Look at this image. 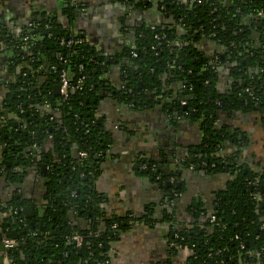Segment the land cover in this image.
Instances as JSON below:
<instances>
[{
    "label": "trees",
    "instance_id": "16d2710c",
    "mask_svg": "<svg viewBox=\"0 0 264 264\" xmlns=\"http://www.w3.org/2000/svg\"><path fill=\"white\" fill-rule=\"evenodd\" d=\"M114 1L159 15L132 31L122 28L124 45L114 55L122 73L116 85L104 77L107 63L95 48L56 19L37 14L31 22L34 31L23 26L22 36H34L35 41L28 48L33 53L29 58L21 52L24 44L6 27L0 29V41L13 62L8 83L0 78V169L2 181L13 186L0 209V244L3 238L12 239V232L20 242L2 255L8 264H117L114 244L119 235L134 226H155L150 207L141 215L109 214L95 188L110 143L98 108L108 99L131 112L156 108L167 128L176 129L181 119L196 126L201 136L196 146L174 143L167 155L161 150V161H136L144 167L141 173L165 193L161 221L169 223V257L163 264H174L184 250L187 255L178 264H264V170L253 167L245 155L241 131L221 121L233 113L259 115L264 121V0H148L146 7L145 0ZM66 13L73 18L72 10ZM253 32L259 37L253 39ZM68 39L79 43L61 44ZM58 55L74 80L83 77L82 88L68 91L65 99L53 89L58 73L50 67L64 66ZM225 63L230 67L222 82L218 67ZM42 66L46 69L39 73ZM226 145L231 146L229 153ZM175 147L196 154L195 160L190 161L189 154L179 157ZM82 151L85 160L79 157ZM166 156L182 158L180 168L192 166L221 185L211 204L188 206L190 218L183 226L173 219L175 206L169 201L184 189L176 187L174 173L159 169ZM40 163L48 167L42 175L43 210L29 219L22 209L30 200L22 190L17 193L24 172L17 168ZM170 178L174 184L166 187ZM71 234L83 236L80 248L66 239Z\"/></svg>",
    "mask_w": 264,
    "mask_h": 264
},
{
    "label": "crops",
    "instance_id": "0c3cea01",
    "mask_svg": "<svg viewBox=\"0 0 264 264\" xmlns=\"http://www.w3.org/2000/svg\"><path fill=\"white\" fill-rule=\"evenodd\" d=\"M68 10L73 11L72 19H69L66 13ZM145 13L146 16L140 13L143 21L149 22V17L156 19V13L152 11ZM37 14L56 19L63 28L84 38L100 57L107 60L104 77L117 84L119 73L111 58L124 44L122 28L132 26L137 18L129 9L125 14L127 23L123 25L121 19H124V14L118 2L114 0H0V28L8 27V24H5L7 19L12 18L22 24ZM1 64L4 62L0 58V76L2 78L4 75L9 76ZM98 116L102 119L103 131L110 139L95 182L96 190L104 199L103 209L109 214L121 216L126 212L141 215L144 214L146 207H150L153 212L151 218L157 220L153 228L138 225L121 233L114 244L116 248L114 261L117 264H163L169 257L167 253L169 223L161 221L165 193L151 176L141 173L142 166H138L136 161L138 158L161 161V150L167 155L168 148H173L174 143L179 147H192L193 144H199L201 136L192 125L179 130L167 128L163 113L156 108L138 114L104 99L99 104ZM222 119L230 129L241 131L246 138L245 155L252 159L253 167L258 168L259 165L258 169L264 170L263 118L259 115L234 113ZM230 147L225 146L226 153L230 152ZM163 160L164 165L159 166L161 172L174 173L176 181L184 189L178 196L179 202L172 214L173 219L179 222L178 225L183 226L189 222L190 217L185 211L188 206L199 203L204 207L211 204L214 192L221 185L219 181L210 180L205 174L199 176L193 170L178 168L177 158L166 156ZM18 169L24 172L20 181V191L22 190L30 200L34 207L33 212L34 210L39 212L43 195L42 175L36 172L37 169L33 165ZM0 179L1 202L9 196L13 186L2 181V177ZM186 255L187 250L179 252L173 259L174 264H178ZM1 257L2 264H8L7 258L4 255Z\"/></svg>",
    "mask_w": 264,
    "mask_h": 264
},
{
    "label": "flooded vegetation",
    "instance_id": "af4514ba",
    "mask_svg": "<svg viewBox=\"0 0 264 264\" xmlns=\"http://www.w3.org/2000/svg\"><path fill=\"white\" fill-rule=\"evenodd\" d=\"M83 2V1H82ZM144 7H146L147 6V4H148V0L146 1H144ZM120 8H121V11H122V14H124V19H121V24H123V25H126V18L127 17H125V14H126V11L129 9L133 14H134V16L135 17H137L136 18V20H135V22L132 24V26H129V27H127V29H126V27H125V29H123L124 30V32L125 31H127V32H129V31H132L133 30V27L134 26H138L140 23H142V19H141V16H140V13H144L143 15L144 16H146V13H145V11H142V8L141 7H139V6H137L136 7V5L135 4H133V5H131V6H128V7H126V8H124V7H122V6H120ZM146 11H148V10H146ZM118 13V12H117ZM121 12L119 11V13L118 14H120ZM121 14V15H122ZM127 14H129L130 15V13L129 12H127ZM157 14V13H156ZM39 16H41V15H39ZM123 16V15H122ZM157 16H159L158 14H157ZM156 16V17H157ZM37 17L38 16H34L33 18H31L30 19V21H28V22H26V23H22V24H19V21H15L14 19H12V18H10V19H7V20H5L6 21V23L5 24H8V27L6 26V28L8 29V31L10 30V32H12L13 33V35L15 36V39H17V40H19L18 39V36L21 34V32H23V30H22V28H23V26H28L29 28H30V32H32V31H34V25L31 23L33 20H35V19H37ZM149 17V16H148ZM148 17H145L146 19L148 18ZM155 17V18H156ZM157 19V18H156ZM155 19V20H156ZM149 21H154V19L152 18V19H150V17H149V19H148ZM4 24V25H5ZM122 25V26H123ZM124 27V26H123ZM3 28V27H2ZM2 28H0V29H2ZM2 32H1V30H0V40H1V38H2V34H1ZM24 33H26V32H24ZM259 34L260 33H258V32H253L252 34H251V37L253 38V39H255V38H258V36H259ZM27 41L26 42H22L23 44H24V46L22 47V51L21 52H24V53H26L27 55H26V57H30V53L31 54H33L32 52H30L29 50H28V48H30V47H32V46H34L33 44H35V41H34V36H31V35H27ZM124 40V39H123ZM62 45H65V44H62ZM122 45H124V44H122ZM7 45L6 44H4V43H2V41H0V49H1V53H2V56H0V58H1V60H2V62H4V64H1V66H3V67H5V70L7 71V72H9V69L11 68L10 67V65H11V63H12V65H13V62H10V52L8 53V51L6 52L5 50H6V47ZM121 48H122V46H121ZM120 48V49H121ZM204 50L206 51V47L204 46ZM115 54H117V52L115 53ZM114 54V55H115ZM114 55H113V57L111 58L114 62H117L116 61V59H114ZM23 58V57H22ZM106 60V59H105ZM22 61V60H21ZM107 61V60H106ZM219 63V62H218ZM115 65V67H116V70H117V72L119 73V77H120V75L122 74L121 73V71H120V66L119 65H117L116 66V63L114 64ZM24 66H25V64H24ZM230 67V65H227L226 63L225 64H221L218 68H219V70L220 71H222V78H221V81L222 82H225V81H227V71H228V69L227 68H229ZM42 68H45L46 69V66H42V67H40L39 68V73H41L42 72ZM9 74V73H8ZM28 74L30 75V74H32L31 72H28ZM6 80H5V83H8V81H9V79H7V76H3ZM0 78H2L1 76H0ZM118 87V86H117ZM103 94H104V96H108V94H107V92L106 91H104L103 92ZM0 102H2V96H0ZM146 110V109H145ZM145 110H141V111H136L138 114H142V112L143 111H145ZM21 112V111H20ZM2 113L4 114V116H6V111H5V109H3L2 110ZM165 114V113H164ZM234 114V113H233ZM232 115V114H231ZM15 120H17L18 121V119L16 118ZM166 120V119H165ZM223 120V119H222ZM221 120V121H222ZM178 126L177 127H175L176 128V130L178 129L179 130V128L181 129V128H186L185 126H191V125H184L183 124V122L181 121V119H179L178 120ZM192 126H194V125H192ZM195 128H196V126H194ZM201 139V138H200ZM196 145H198V144H193V146H196ZM34 147H35V145H34ZM184 147V146H183ZM181 148V147H180ZM195 147H193L192 148V152L195 150L194 149ZM36 152H38L39 150L35 147V149H34ZM177 152H178V154L177 155H180L179 157H182V158H184V157H187V154H189L188 152H183L181 149L179 150H177ZM178 157V156H177ZM182 158H180V159H182ZM195 158H196V154H189V160H191L192 159V161H194L195 160ZM180 159L178 158L177 159V162L176 163H179L180 162ZM42 165H44V169L42 168ZM36 167V169H37V171L36 172H38L39 174H41V175H44V173H45V171H47L48 170V167L45 165V164H43V163H40L38 166L36 165L35 166ZM192 166H190L189 167V169L190 170H193V167L191 168ZM18 168H21V167H18ZM17 168V170H19ZM3 167H1V169H0V178L2 177V174H3ZM42 171H44L43 173H42ZM157 180H158V178H156ZM170 179H172V182L170 181ZM170 179H168L167 180V182H169V184L170 185H172V184H174V179L173 178H170ZM0 181H1V179H0ZM166 182V183H167ZM176 183H177V181H176ZM18 194H20L21 193V191L20 190H18V192H17ZM173 196H174V198L173 199H170V201H169V203L172 205V206H177L178 205V202H179V199H178V196H179V194H173ZM9 197V196H8ZM8 197L7 198H5V199H3V200H1V202H0V209L2 208V207H4L5 206V203H6V201L8 200ZM104 201V200H103ZM29 204H31V203H29ZM28 204V205H29ZM169 204V205H170ZM27 205V206H28ZM171 205H170V208H171ZM26 207V206H25ZM24 207V208H25ZM24 208L22 209L23 211H24ZM43 208V205L41 204V209L39 210V212L41 213L42 212V209ZM25 213V212H24ZM37 212L34 210V212H33V216L31 217V218H29V219H32L33 217H34V215L36 214ZM26 216V215H25ZM174 217V216H173ZM22 223H23V221H21ZM25 223V222H24ZM23 223V224H24ZM31 224L34 226V224H33V222H31ZM25 225V224H24ZM16 235V234H15ZM43 238H46V236H47V233L46 234H42L41 235ZM1 237H2V233L0 232V239H1ZM20 245V242H18V244L16 243V246H19Z\"/></svg>",
    "mask_w": 264,
    "mask_h": 264
},
{
    "label": "built area",
    "instance_id": "2783aa9c",
    "mask_svg": "<svg viewBox=\"0 0 264 264\" xmlns=\"http://www.w3.org/2000/svg\"><path fill=\"white\" fill-rule=\"evenodd\" d=\"M202 0H196L193 2H201ZM216 1H220V0H216ZM23 32H21V34L18 36V39L21 42H26L27 41V35H23ZM77 34L74 33V37ZM78 44L79 40L73 41L72 39H68L65 42H62L61 44H65V45H70V44ZM127 43V42H126ZM58 59L64 64L63 67H61V69H57L56 66H52L50 67V69L52 71H57L58 73V86H59V94L60 96H62V98H66L68 91H73V90H80L82 88V81H83V77H79L76 80H74V75L72 74V70L69 66L66 65V62L62 59L61 55L57 56ZM79 70H81V67H79ZM182 104H184V102H181ZM92 123H95V120L92 121ZM79 157L83 160H85L87 158V153L84 151L79 152ZM141 169H144V167H142ZM170 181L172 182V179H170ZM213 220V218H212ZM22 221V220H21ZM20 221V222H21ZM112 229L116 228V225H112L111 227ZM66 239L73 243V245L76 248H80L83 244V236L79 235V234H71L70 236L66 237ZM1 244L3 246L4 249H11L14 248L16 246V241L13 239H7V238H3L1 240ZM90 254H88L89 257Z\"/></svg>",
    "mask_w": 264,
    "mask_h": 264
},
{
    "label": "water",
    "instance_id": "95a60500",
    "mask_svg": "<svg viewBox=\"0 0 264 264\" xmlns=\"http://www.w3.org/2000/svg\"><path fill=\"white\" fill-rule=\"evenodd\" d=\"M139 86H140V84H139ZM53 89H54V93L55 94L59 93V86L58 85L54 86ZM238 138L240 139V137H238ZM190 161H192V159ZM174 166H171V168H173ZM177 166H178V168H180V164L179 163H177ZM42 168L44 169V165H42ZM43 172L44 171H42V173ZM195 174L199 175V176H204V172L203 171H198ZM169 186H170V184H169V182H167L166 183V187H169ZM176 187H180V184L178 182L176 183ZM33 209H34V207H33L32 204H29L28 206H26L24 208V212H25V215H26L27 218H31L33 216ZM168 211H170V210H168ZM11 237H12L13 240L16 239V235H15L14 232L11 233ZM3 250H4V248H3L2 244H0V264H2V257L1 256H2Z\"/></svg>",
    "mask_w": 264,
    "mask_h": 264
}]
</instances>
